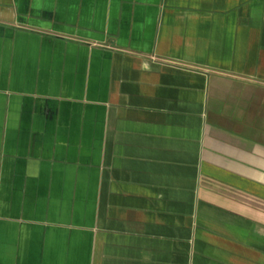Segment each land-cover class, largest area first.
<instances>
[{"label": "crops", "instance_id": "crops-1", "mask_svg": "<svg viewBox=\"0 0 264 264\" xmlns=\"http://www.w3.org/2000/svg\"><path fill=\"white\" fill-rule=\"evenodd\" d=\"M0 264H264V0H0Z\"/></svg>", "mask_w": 264, "mask_h": 264}]
</instances>
